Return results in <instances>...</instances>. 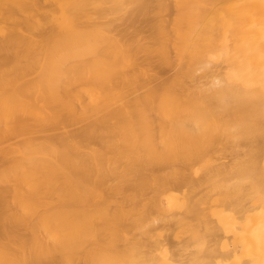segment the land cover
<instances>
[{
  "label": "bare ground",
  "instance_id": "bare-ground-1",
  "mask_svg": "<svg viewBox=\"0 0 264 264\" xmlns=\"http://www.w3.org/2000/svg\"><path fill=\"white\" fill-rule=\"evenodd\" d=\"M0 163V264H264V0H0Z\"/></svg>",
  "mask_w": 264,
  "mask_h": 264
},
{
  "label": "rangeland",
  "instance_id": "rangeland-1",
  "mask_svg": "<svg viewBox=\"0 0 264 264\" xmlns=\"http://www.w3.org/2000/svg\"><path fill=\"white\" fill-rule=\"evenodd\" d=\"M144 26H145L144 24H142L141 26H139V29L140 30L142 29L141 30V35H140L139 39L142 42H148L149 41L148 39H149L150 34H149L148 30H146V27H144ZM140 61H142V57H140L139 62ZM157 68L158 67H156L154 69V71L157 72V73L159 72L158 74H160L162 76L161 79L159 80L160 82L161 81L162 82L169 81L171 79V77L173 76V74H174V70H173V72L170 71V73H169V71L167 72V70H165L164 74L165 73H169L168 74V77H167V74L166 75H163V71H164L163 69L158 70L159 68L158 69ZM171 73H172V75H171ZM163 77L165 78L164 81H163V79H164ZM155 83L158 84L159 82H155ZM155 83H154V85H156ZM81 126H82L81 124L75 125L74 127L71 128V130L72 129L74 130L76 127L79 129ZM17 141H18V139H16L15 141L14 140H11L8 143H15ZM3 166H4V164L2 165L0 163V169L3 168ZM195 179H197V178H195ZM11 187H12L11 185H6V184H3V183H0V189H2V188L7 189V193H6V196L7 197L6 198H8V199H6V200H7L8 204H9V207H10L9 208V211H5V214L6 213H10V214H13L16 217L17 216L19 217V214H20L21 211H20L19 205L17 204V198H16L17 196H16L15 192H13L14 190H12ZM188 188H189V190H188ZM9 191H10V194L8 193ZM174 192L177 193V194L180 193L179 195H182V194H184L186 192H190L191 197H193L194 199H196V196H197L194 193L198 194V192L195 191V189L192 190L191 187H189V186H183V185H176L174 187ZM166 194H167L166 191L164 193H162L161 198H164L166 196ZM146 195L147 196L144 197L145 199H146V197L147 198L152 197L153 196V193L150 191ZM148 196H150V197H148ZM0 213L3 214L4 212L2 210H0ZM16 230H18V229H16V228H9L8 229V233L10 235H12V238H13L12 241H9L8 242L6 240V234L3 231V228L0 226V233H1V235H0V246H7L8 247L10 245L8 248H10L11 250H17L18 247H19V239H16L14 237H19V230L18 231H16ZM168 230H163L164 233L167 231L165 234L162 232V230L157 231V233L159 235H162V238L165 236V239L166 240L168 239V241H166L168 244H170L169 242L171 241V243H173V244H170V245H172V246H174L176 244V241H180V239L184 237L183 231H181V229H178V228H175V227H173V228L171 227V230H170V228ZM171 231H172V233H171ZM20 235H21L22 240L24 242L29 243L31 241V238H30V235H29L28 231L22 230V231H20ZM1 236H3V237L1 238ZM40 237L43 238V239H45V235L43 233L40 234ZM170 237H171V239H170ZM176 237H178V238H176ZM179 237H180V239H179ZM165 239L163 238L162 240H165ZM155 254H158V252H155Z\"/></svg>",
  "mask_w": 264,
  "mask_h": 264
}]
</instances>
